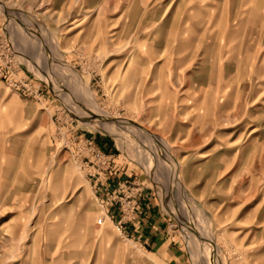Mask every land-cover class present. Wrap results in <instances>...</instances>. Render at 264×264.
I'll list each match as a JSON object with an SVG mask.
<instances>
[{"label":"rangeland","instance_id":"obj_1","mask_svg":"<svg viewBox=\"0 0 264 264\" xmlns=\"http://www.w3.org/2000/svg\"><path fill=\"white\" fill-rule=\"evenodd\" d=\"M245 1L0 0V264H264V9ZM114 171L167 220L158 250L108 217Z\"/></svg>","mask_w":264,"mask_h":264},{"label":"crops","instance_id":"obj_2","mask_svg":"<svg viewBox=\"0 0 264 264\" xmlns=\"http://www.w3.org/2000/svg\"><path fill=\"white\" fill-rule=\"evenodd\" d=\"M239 1V0H238ZM244 1V0H242ZM254 1V2H253ZM245 4L250 5L248 10L254 11L255 10V4L258 5V11L262 12L264 9V0H246ZM6 105L8 108H10V111H15L16 114L15 117H21L23 118L24 115H20L19 111V105L17 107L16 100L14 98H9L6 101ZM26 108L30 109L31 106L24 104ZM18 114V115H17ZM13 116V114H12ZM13 118V117H12ZM1 143V142H0ZM98 146H101L103 148L106 147L108 149V152L111 153V142L105 141V140H98L97 141ZM1 145V144H0ZM122 172L117 173V171H114V174L110 172V179H109V189L113 188L116 184V182L121 181L119 177ZM151 197H149L147 194L142 196L139 200V204L136 211L135 219L124 226V231L126 235H130L135 237L137 240H139L142 244L150 245L151 248H157V250L162 246V240H163V232L165 229H163L166 219L164 217H160L158 214V211L155 210L154 206H152ZM112 217L109 216V218L112 220L114 218H118V212L115 211L110 212ZM167 249V245H166ZM180 257V256H178Z\"/></svg>","mask_w":264,"mask_h":264},{"label":"built area","instance_id":"obj_3","mask_svg":"<svg viewBox=\"0 0 264 264\" xmlns=\"http://www.w3.org/2000/svg\"><path fill=\"white\" fill-rule=\"evenodd\" d=\"M0 44L8 46V42L6 44L5 41L0 39ZM5 57H9V54L6 53ZM90 143V142H89ZM111 161V156L104 157V172L107 170V165ZM99 177L96 179V182L99 181ZM142 188L136 184L135 181H121L116 183L113 189H110L108 191L107 197H106V203L105 206L112 205L113 203H119L121 208L120 211H118V218L116 221V228L117 230L123 234L124 233V226L130 222H132L135 219L136 211L140 198H141V191ZM107 191V189L105 190ZM122 195V196H121ZM123 200V201H122ZM126 200V203L123 202ZM112 217L111 215H108V217ZM113 218V217H112ZM171 225H169V228Z\"/></svg>","mask_w":264,"mask_h":264}]
</instances>
